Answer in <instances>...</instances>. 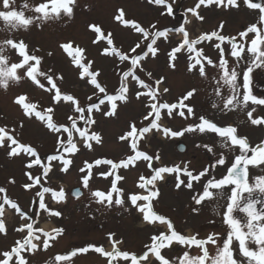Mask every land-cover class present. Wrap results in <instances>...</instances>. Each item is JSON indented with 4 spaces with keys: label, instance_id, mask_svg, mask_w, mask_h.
Segmentation results:
<instances>
[{
    "label": "snow or ice",
    "instance_id": "1",
    "mask_svg": "<svg viewBox=\"0 0 264 264\" xmlns=\"http://www.w3.org/2000/svg\"><path fill=\"white\" fill-rule=\"evenodd\" d=\"M147 3L160 7L161 16H175L173 5L176 0H147ZM243 4L250 10H258L256 23L248 25L236 35L226 36L223 34L225 22L221 21L216 30L202 32L195 38L185 27L191 23L187 18L189 13L203 22L205 18L198 11L201 6L239 8L238 0H198L194 7L185 10L183 22L163 29L157 26L158 21L144 27L136 20L126 18L125 10L120 8L114 15V21L141 37L127 51L117 46L112 31L99 23H89L87 29L94 37L91 43L100 48L101 56L117 61L118 84L109 92L108 86L100 80L101 70L94 68L95 61L89 59L87 49L72 39L59 42L58 47L77 69L78 78L93 89L86 98L87 102L82 104L77 96L63 90V74L43 68L45 57L37 55L41 49L14 35L19 31L27 32L33 26L42 29L48 22L74 19L79 7L78 0H41L34 6L25 0L20 9L14 7L15 0H0V22L13 34L0 41V88L7 91L10 84L19 85L27 80L49 94L51 101L50 106L44 107L39 102H33L27 93L16 95L12 102L22 111L24 119L13 126L0 125V148L7 149L9 158H25L24 175L27 182L21 187L33 193L30 207L24 210L17 200L7 195V189L0 186V194H3L0 195V235H8L4 219L6 206L14 210L22 221L14 229L21 234L20 238L8 250L0 251V264H30L28 256L47 251L63 235L62 227L45 231L37 226L42 213L57 218L63 215L60 210L49 207L46 197L56 204L67 203L69 194L63 184L58 189L46 186L50 174L55 175L57 171L67 174L78 153L82 150L94 151V146L103 144V134L94 130L98 125L96 114L104 118H119L121 107L127 106L133 99L143 108L138 118L141 126H138L136 118H132L118 137V141L127 146L128 152L119 160L106 157L96 158L92 162L85 160L79 168L83 174L81 186L89 189L95 203L107 208L128 204L142 214L143 222L151 226H166L167 231L157 229L150 236L149 243L144 245L142 254L121 250L118 246L123 241L113 239L115 233H109L111 251H106L104 246L89 244L67 254H57L54 264H70L73 257L90 251L106 258L107 264H119L120 261L128 264H264V207H258L264 204V175L250 177V169L264 166V140L253 145L247 136L239 133L237 125H221L204 115L197 117L194 107L186 103L196 94L194 87L175 102L164 100V96L170 92L169 87L161 88L167 77L161 75L157 78L145 67L149 59L158 58V42L172 43L170 33L182 34V39L167 52L168 68L175 71L176 62L181 55H185L188 73L208 79L207 68L217 69L218 76L212 77V81L215 84L214 94L222 104L213 102L212 108H219L222 114L236 109L247 110L248 122L252 126H264V116L253 115L258 107H264V96L258 97L252 90V74L257 69H264V0H243ZM25 10L33 14L26 15ZM250 34L254 35L249 40ZM203 45L216 50L218 59L207 55ZM9 50L15 55V62L9 63L10 57L5 55ZM46 55L51 57L53 52L49 51ZM228 57L233 61L231 66ZM225 87L228 89L227 96L222 92ZM62 105L70 109V114L64 122H59L54 117L56 109ZM165 115L169 119L174 116L183 119L196 117L198 123L174 131L160 123ZM33 118L54 137L53 151L43 157L36 146L24 142L22 138L25 120L31 121ZM154 132L162 133L164 138H179L195 132L215 134L220 140V148L228 150L232 159L229 161L223 151L217 154L210 144H198L196 147H202L216 157L202 170L190 169V161L155 167L154 164L161 161L159 151L149 154L141 148V141L149 139V134ZM180 150L183 151L184 147L180 146ZM141 161L147 163L151 174L138 177L136 187L142 192L126 194L119 186L126 179L120 171L135 168ZM102 166L106 170L98 175L104 179L111 178L110 188L107 191L91 190L90 181L96 175L93 169ZM218 166L226 168L225 174L219 178L214 175ZM34 169L38 170V174L32 171ZM166 175L175 177V190L187 189L194 193L191 197L197 206L192 209L194 214H198L205 203L215 201L213 213L221 217L226 230L223 233H210L206 237H200L199 233L186 236L176 229L169 217L157 213L153 201L160 198L161 190L157 185L165 180ZM8 183L14 185L15 178H9ZM194 184L200 185L202 190L197 191ZM71 195L79 199L83 192L75 189ZM174 245L186 250L171 258L162 254L165 249L174 252ZM209 246L215 248L214 255L210 254ZM193 248L199 249L200 254L192 255Z\"/></svg>",
    "mask_w": 264,
    "mask_h": 264
},
{
    "label": "rangeland",
    "instance_id": "2",
    "mask_svg": "<svg viewBox=\"0 0 264 264\" xmlns=\"http://www.w3.org/2000/svg\"><path fill=\"white\" fill-rule=\"evenodd\" d=\"M40 2L41 0H27L30 6H34ZM197 2L198 0H176V3L173 5L175 16L168 17L167 15L161 16V8L149 5L147 0H78L79 7L75 11L74 19L70 21L48 22L42 29L33 26L27 32L19 31L14 33V35L23 38L33 47L38 46L41 51L37 55L45 57L43 68H51L54 72L63 74L64 81L61 85L63 90L77 96L83 104L87 102L86 98L92 93L93 89L85 81H81L78 78L77 69L71 64L70 58L58 47L59 42L72 39L81 47H85L89 59L95 61L94 68L101 70V82L108 86L109 92H112L118 84V77L116 75V71H118L116 68L117 61L114 58H106L100 55V48L91 43L94 37L87 29V25L91 22H96L101 24L106 30L112 31L116 37L115 42L117 46H122V50L127 51L141 37L139 34L131 32L114 21V15L118 9L123 8L126 12V18L134 19L144 27L158 21L157 26L163 29L164 27L178 26L185 19L183 15L185 10L194 7ZM24 3L25 0H15L14 7L20 9ZM239 4V8L220 7L221 9L215 5L208 8L201 6L198 11L200 15L204 16V21L200 22L196 20L189 13L187 18L191 20V23L185 25V27L190 34H194L191 37L195 38L199 35L198 33L206 32V25L209 22L212 23L214 29L215 27L218 28L221 21H224L225 25L227 23L230 25L232 21L236 22L237 20L236 27L237 31L240 32L248 25L256 23L259 12L258 10L248 9L243 4V0ZM25 12L26 15L33 14L29 10H25ZM0 29H5L3 22H0ZM10 35L13 34L7 29L0 31V41ZM252 35L254 34L249 35V40ZM170 39L172 43L158 42L160 47L158 58L149 59L145 64L146 69L152 71L157 78L161 75L167 77L166 83L161 85V88H170V92L164 96V100L170 103L175 102L187 90L194 87L197 89V92L186 103L194 107L197 117L204 115L221 125H237L239 133L247 136L253 145L264 140V126H252L248 122L247 110L241 111L236 109L227 114H222L219 108H212L213 102L222 104L220 98L214 94L215 84L212 81V77L218 76L217 69L207 68L208 79H203L195 73H188L186 71L185 55H181L176 62L177 68L175 71L168 68L167 52L176 42L182 39V34L170 33ZM203 47H205L207 55L211 56L214 60L218 59V52L216 50L205 45ZM49 51L53 52L51 57L46 55ZM5 55L10 57L9 63L16 61L12 50L6 52ZM228 59L231 66L233 61L230 57ZM141 76L143 77L142 73ZM252 90L258 97L264 96V69H257L253 73ZM222 92L225 96L228 95L226 87L222 89ZM22 93H27L33 102H39L44 107L51 104L49 94L36 88L27 80L22 81L19 85L10 84L7 91L0 88V125L7 124L13 126L19 120L24 119L22 111L12 102L16 95ZM142 111V105L133 99L130 104L121 107L119 118H104L100 114H96L98 125L94 130L100 131L103 134V144L94 146V151L82 150L78 153L74 157V164L67 174L59 173L58 171L55 175L50 174V179L46 186L58 189L63 184L68 194L72 189L78 188L83 192V195L77 200L68 195L67 203L61 204H56L46 197L49 207L60 210L63 215L57 218L54 216L47 217L46 214L42 213L37 226L43 228L45 231L62 227L64 233L53 242V246L47 251H38L34 255L28 256L30 264H54V257L57 254H67L75 248L89 244L104 246L106 251H111L112 244L108 239L109 233H115L113 239L123 241L118 246L121 250L142 254L145 250L144 245L149 243L150 236L155 234L157 229L167 231L166 226L159 224L151 226L143 222L142 214L138 213L128 204H125L124 207L113 206L107 208L95 203L89 189H83L81 186L83 174L79 172V168L83 166L85 160L92 162L100 157L119 160L124 157L128 149L124 143L118 141V137L126 130L127 122L132 118H136L138 126H141L138 118ZM68 114H70V109L62 105L56 109L54 118L59 122H64ZM253 115L264 116V107H258ZM160 123L164 127H169L175 131L190 124L198 123V120L196 117L183 119L179 116L169 119L165 115ZM22 134L23 141L36 146L42 157L53 151L54 137L35 118L31 121L25 120ZM219 143V138L211 133L200 134L199 132H195L186 133L179 138H164L162 133L154 132L149 134V139L141 141V148L149 154H155L159 151L161 161L155 163V167H159L161 164L171 166L190 161L189 168L199 171L210 164L216 157L208 153L204 148L196 147L198 144L212 145L217 154L223 151L228 156L229 161H231L232 154L228 150L220 148ZM180 144L185 146V150L182 153L176 151V147ZM24 162L25 158L23 156L21 158H9L7 156V149L0 148V186L7 189V195L10 198L17 200L24 210H28L33 193L25 191L21 187L23 183L27 182V178L24 175ZM102 170L106 169L103 166L93 169L96 175L90 181L91 190L99 189L107 191L110 188L111 178L104 179L98 175ZM32 171L38 174V170L34 169ZM225 172L226 168L218 166L214 175L219 178ZM120 174L126 179L119 186L127 194L142 192L141 189L136 187L138 177L141 174L149 176L151 173L147 167V163L141 161L138 162L135 168L130 167L128 170H121ZM254 175H264V166H261L260 169H250V177ZM9 178H15L16 183L14 185L9 184ZM174 184L175 177L173 175H166L163 182H158L157 186L161 190L160 198L153 201V207L157 213L169 217L174 222L176 229L186 236L199 233L200 237H206L210 233H223L226 230V226L221 222V217L213 213L215 201L205 203L200 207L199 213L194 214L192 209L197 207L191 199L194 193L187 189L175 190ZM194 188L197 191L202 190L198 184H194ZM4 219L8 235L6 237L0 235V251L8 250L14 241L21 236L20 233L14 231L22 223L14 213V210L6 206ZM210 221H214V223H210ZM174 248V252H169V250L165 249L162 254L171 258V256L182 254V251L186 250L180 249L175 245ZM209 252L214 255L215 248L209 246ZM191 254L199 255V249L193 248ZM62 264H69V262H62ZM70 264H107V260L98 253L90 251L88 254H78L76 257H73ZM119 264H128V262L120 261Z\"/></svg>",
    "mask_w": 264,
    "mask_h": 264
},
{
    "label": "flooded vegetation",
    "instance_id": "3",
    "mask_svg": "<svg viewBox=\"0 0 264 264\" xmlns=\"http://www.w3.org/2000/svg\"><path fill=\"white\" fill-rule=\"evenodd\" d=\"M238 2H240L241 3V0H238ZM254 2H255V0H254ZM221 9V8H220ZM215 23V22H214ZM233 23H235V24H233ZM236 23H238V21L236 20V22L235 21H232L231 22V24L229 25L228 23L226 24V25H224V32H223V34L224 35H228V36H230V35H236V34H238L239 33V31H237V27H236ZM226 26V27H225ZM213 25H212V23L211 22H209L207 25H206V29H205V31L206 32H210V31H212V29H213ZM217 29V27H215L213 30H216ZM230 31V32H229ZM191 35H194V34H191ZM193 37H195V36H193ZM206 46V45H205ZM252 77H253V74H252ZM184 150H185V146H184ZM262 205V204H261ZM260 205H258V207H259Z\"/></svg>",
    "mask_w": 264,
    "mask_h": 264
},
{
    "label": "water",
    "instance_id": "4",
    "mask_svg": "<svg viewBox=\"0 0 264 264\" xmlns=\"http://www.w3.org/2000/svg\"><path fill=\"white\" fill-rule=\"evenodd\" d=\"M178 150L181 151V150H180V146H178ZM76 189H77V188H76ZM74 190H75V189H73L72 192H73ZM72 192H71V193H72ZM262 207H263V206H262Z\"/></svg>",
    "mask_w": 264,
    "mask_h": 264
}]
</instances>
